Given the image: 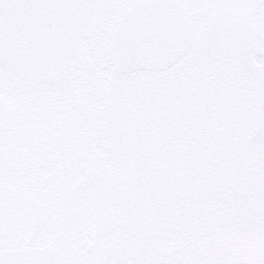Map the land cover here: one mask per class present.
Listing matches in <instances>:
<instances>
[{
  "label": "snow or ice",
  "instance_id": "snow-or-ice-1",
  "mask_svg": "<svg viewBox=\"0 0 264 264\" xmlns=\"http://www.w3.org/2000/svg\"><path fill=\"white\" fill-rule=\"evenodd\" d=\"M0 264H264V0H0Z\"/></svg>",
  "mask_w": 264,
  "mask_h": 264
}]
</instances>
